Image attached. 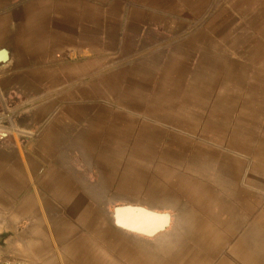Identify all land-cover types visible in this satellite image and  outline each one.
<instances>
[{"label":"crops","instance_id":"0c3cea01","mask_svg":"<svg viewBox=\"0 0 264 264\" xmlns=\"http://www.w3.org/2000/svg\"><path fill=\"white\" fill-rule=\"evenodd\" d=\"M135 80L163 96L223 97L222 118L193 99L205 118L177 125L174 143L201 153L148 131L136 155L133 121L120 148L114 102L135 96ZM138 185L191 200L190 217L120 194ZM120 204L169 212L171 224L125 231ZM263 210L264 0H0V262L264 264ZM170 232L185 254L167 251Z\"/></svg>","mask_w":264,"mask_h":264},{"label":"rangeland","instance_id":"374dc122","mask_svg":"<svg viewBox=\"0 0 264 264\" xmlns=\"http://www.w3.org/2000/svg\"><path fill=\"white\" fill-rule=\"evenodd\" d=\"M136 71L140 74H142V69L140 67V70ZM146 75V74H145ZM143 77V76H142ZM130 82V80L128 81ZM157 82V81H154ZM133 84H135L137 88L135 90V96H130L127 94V92H122L119 94L118 98L114 102L116 105V114H117V120H118V135L121 137L120 141L122 142L121 147H123L124 150H126V135L125 131L128 127L127 121L134 122L135 125V151L136 155H141L142 147L143 145V139L144 135L143 133L150 131L151 137L154 136V138L151 139L155 145H158L159 142V136L166 135L167 141L163 143V147H177L180 148L183 152H194V153H201L200 149L197 147L196 144H188L178 142L177 144L174 143L175 139H178V137L183 136L184 133H181L179 130L180 128L177 127V125L180 126H193L195 130L198 129V124L205 118L206 113H198L196 111L192 112L189 111L188 104L192 102L193 99H197L199 103L203 104H210L212 102L215 105V116L216 118H222L224 114V99L222 96H214L212 100H210V96H208L205 92L206 89H200L202 86H199L200 91H203L204 94H200L198 96H195L194 94H191L193 90L184 89L183 91H186L187 94L185 95H177L174 94L173 90L168 89V94L166 96H163L159 94L158 90L155 92H150L148 88L144 87L142 84L138 83L136 80L132 81ZM201 83V81H200ZM143 87V88H142ZM148 91L150 92V95H148ZM165 97V98H164ZM103 103L106 104V102H109L108 97L104 96ZM180 101H182L181 107ZM151 104L150 107L148 105ZM164 104V105H162ZM107 105V104H106ZM159 107H166V111L159 112ZM106 113H104L105 115ZM209 114V113H208ZM104 128V134H110V132L113 131V129L110 131L108 124L103 125ZM108 126V127H107ZM115 126V125H114ZM113 126V128H114ZM166 131V133H162ZM216 131H221L220 127L215 128ZM186 135V134H185ZM187 136V135H186ZM191 138V137H190ZM182 141H185L183 138ZM190 141V140H187ZM141 143V144H139ZM144 146V145H143ZM121 150V149H120ZM198 153V154H199ZM167 191L172 188V185H167ZM135 193L130 195L129 197H126V191L120 194H123V196L126 198H130L131 200H134L136 202H146L151 205H159L166 204V206L169 205H175L178 206L179 210H181L184 214H187L186 216L190 217L191 213V207L190 202L191 200H177L173 194H166L165 197L167 200H159V196L157 195L156 190L150 191L146 187H142V185H138L135 187ZM121 197V196H120ZM264 214V210L262 211V215ZM188 226V225H186ZM177 227L176 229H174ZM180 228V224H173L171 229L168 231H177ZM190 230V229H189ZM175 243H181L180 249L181 252L178 254H185L184 249L189 246V243L185 240V237L181 238L180 236H175V233L170 232L167 237V246L166 249L170 254L173 251V246Z\"/></svg>","mask_w":264,"mask_h":264},{"label":"water","instance_id":"95a60500","mask_svg":"<svg viewBox=\"0 0 264 264\" xmlns=\"http://www.w3.org/2000/svg\"><path fill=\"white\" fill-rule=\"evenodd\" d=\"M6 60V53L4 56ZM142 212L147 215L143 220L139 221L138 216ZM113 220L117 227L138 235L145 237H154L157 234L165 231L171 224V213L169 212H160L153 209L146 208L142 205H133V204H120L116 205L113 209ZM159 216H164V223L159 226H154V218ZM148 223H143L142 221H147Z\"/></svg>","mask_w":264,"mask_h":264},{"label":"built area","instance_id":"2783aa9c","mask_svg":"<svg viewBox=\"0 0 264 264\" xmlns=\"http://www.w3.org/2000/svg\"><path fill=\"white\" fill-rule=\"evenodd\" d=\"M0 264H32L26 261H19V260H5L1 261Z\"/></svg>","mask_w":264,"mask_h":264},{"label":"bare ground","instance_id":"6f19581e","mask_svg":"<svg viewBox=\"0 0 264 264\" xmlns=\"http://www.w3.org/2000/svg\"><path fill=\"white\" fill-rule=\"evenodd\" d=\"M147 208V207H146ZM145 214L144 212H142L140 215ZM156 220V218L153 219V221ZM147 222H150L149 220ZM155 223V222H154ZM160 225V224H159ZM158 224H154V226H159Z\"/></svg>","mask_w":264,"mask_h":264}]
</instances>
